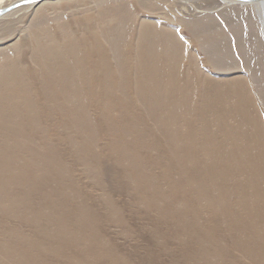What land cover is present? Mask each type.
<instances>
[{"label":"rangeland","instance_id":"374dc122","mask_svg":"<svg viewBox=\"0 0 264 264\" xmlns=\"http://www.w3.org/2000/svg\"><path fill=\"white\" fill-rule=\"evenodd\" d=\"M263 40L222 0L0 19V264H264Z\"/></svg>","mask_w":264,"mask_h":264},{"label":"bare ground","instance_id":"6f19581e","mask_svg":"<svg viewBox=\"0 0 264 264\" xmlns=\"http://www.w3.org/2000/svg\"><path fill=\"white\" fill-rule=\"evenodd\" d=\"M3 0H0V2ZM44 1H48V0H44ZM44 1H37V2H33L31 4H25V5H19L16 8L12 9L11 11L5 12V14L3 16L0 17V19L5 18V16H9V15H13L15 14V12L19 11V9H24V8H33V6L40 4L41 2ZM224 3L229 4V5H235L237 4H241V5H251L253 6L254 12L258 18V20L260 21L261 24V33L263 35V39H264V0L262 2H249V4H244L241 3L237 0H222ZM19 2V0H7L5 6L0 7V9L5 8L7 6H10L14 3ZM264 41V40H263ZM263 49H264V43H263Z\"/></svg>","mask_w":264,"mask_h":264},{"label":"water","instance_id":"95a60500","mask_svg":"<svg viewBox=\"0 0 264 264\" xmlns=\"http://www.w3.org/2000/svg\"><path fill=\"white\" fill-rule=\"evenodd\" d=\"M37 1L40 2V1H44V0H19V2H17V3H14L10 6H7L5 8L0 9V17L3 16L5 14V12L11 11L12 9L19 6L20 4L21 5L31 4V3L37 2ZM237 1L244 3V4H249V2H262L263 0H237Z\"/></svg>","mask_w":264,"mask_h":264}]
</instances>
